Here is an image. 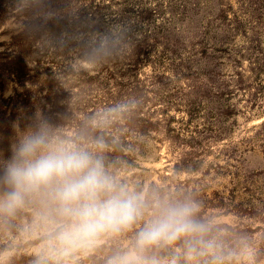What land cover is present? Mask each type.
Here are the masks:
<instances>
[{
  "label": "rangeland",
  "instance_id": "374dc122",
  "mask_svg": "<svg viewBox=\"0 0 264 264\" xmlns=\"http://www.w3.org/2000/svg\"><path fill=\"white\" fill-rule=\"evenodd\" d=\"M105 35L117 52L90 57ZM40 120L130 189L195 199L264 264V0H0V162ZM45 211L0 216L3 264H33ZM139 227L71 264H107Z\"/></svg>",
  "mask_w": 264,
  "mask_h": 264
},
{
  "label": "clouds",
  "instance_id": "9594fccd",
  "mask_svg": "<svg viewBox=\"0 0 264 264\" xmlns=\"http://www.w3.org/2000/svg\"><path fill=\"white\" fill-rule=\"evenodd\" d=\"M117 45L105 35L89 56H111ZM0 189V216L15 215L36 197L50 208L37 216L46 231L33 264H71L102 237L126 234L136 225L128 245L107 264H254L247 241L229 243L220 226L201 215L198 201L149 198L130 189L109 173L98 151L59 135L46 120L23 130L10 157L0 162Z\"/></svg>",
  "mask_w": 264,
  "mask_h": 264
}]
</instances>
